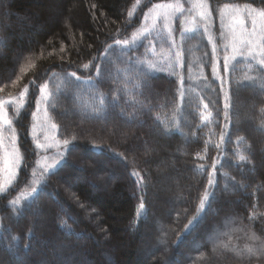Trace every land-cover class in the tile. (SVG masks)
Segmentation results:
<instances>
[{
  "label": "trees",
  "instance_id": "16d2710c",
  "mask_svg": "<svg viewBox=\"0 0 264 264\" xmlns=\"http://www.w3.org/2000/svg\"><path fill=\"white\" fill-rule=\"evenodd\" d=\"M165 1L0 0V101L24 93L13 123L23 159L0 191V264H264V70L236 59L223 89L209 30L181 37L178 20L171 40L156 24L116 45ZM227 1L264 8L207 0ZM42 87L69 143L20 199L35 186L29 129ZM1 168L0 146V186Z\"/></svg>",
  "mask_w": 264,
  "mask_h": 264
},
{
  "label": "rangeland",
  "instance_id": "374dc122",
  "mask_svg": "<svg viewBox=\"0 0 264 264\" xmlns=\"http://www.w3.org/2000/svg\"><path fill=\"white\" fill-rule=\"evenodd\" d=\"M199 2V0H179V3L183 6L184 11L182 12H176L170 19V23L168 25L169 28L173 29V21L174 20H178L179 21V25H181L180 28H190L193 30H195L196 28H203L205 29V23H207V27L209 30V36L211 38V43H212V48H213V43H215L217 45V51H216V59H215V63H218L220 66V76L223 77V84H224V71L222 69V65H223V57L225 55V45H229L228 47V54L231 53V36L229 35L230 33V20L229 18L226 16L224 19V25L223 28L221 26V16H220V12L219 9L223 7L224 4H236V5H241L243 6L244 4H240L237 2H233V1H227L225 3L221 2V3H215V5L212 2L213 6L209 5V9L212 12L211 18L205 22L203 20L200 19L199 15H198V10L195 9L193 6L195 4H197ZM177 0H169V1H165V2H161V3H157V4H176ZM155 5V4H154ZM248 5V4H245ZM250 5V4H249ZM253 8L258 9V7H256L255 5H251ZM264 9V8H262ZM158 10L154 9L153 6L147 11V19H145V17L143 18L142 21V25L140 27V29L138 30V32H140L142 29L144 28H148L150 31L154 28L153 27V18L156 16ZM170 11V10H169ZM227 11V10H226ZM245 27L248 28L250 30L251 28V22L250 20H248L246 18V14H245ZM161 21V22H159ZM156 24H161L160 26L163 27L164 30V38H165V34L168 33V28H165L164 26V20L162 18H157L156 19ZM172 26V27H171ZM223 31L224 33V37L221 36V32ZM187 32H191V31H187ZM146 34L148 33H144L143 35L139 36L138 39L136 40L137 42L139 41V39L143 38ZM237 34H239V29H237ZM167 36V35H166ZM168 37V36H167ZM168 39V38H166ZM169 40V39H168ZM135 41V42H136ZM132 42V37L130 39V43H135ZM236 59H242V60H250L254 65H256L259 68H262L264 70V67H262L259 63H258V59L259 57H257V59H253L250 56H237ZM235 59V60H236ZM234 60L229 62V65L233 62ZM220 81V79H219ZM221 82V81H220ZM222 84V88L225 89V86ZM43 91L40 92L39 98L37 100V102H39L38 104L36 103V109L34 111L35 116L32 115L31 118V128L30 130V135H31V143H33L34 147V152L35 155L37 156V164L33 163L32 164V170L30 172V176H31V181L32 183L35 185L33 188L37 189L38 184L42 183V179L41 177L44 174L49 173L50 171H52V169L54 170V168L52 169H48L47 171H45L47 165L52 164L54 161H56V165L59 164L60 160L62 159V153H64L67 145H64L62 141H60L57 136H56V129L52 128V124L53 121L51 120V117H49L47 110H46V105L45 103L47 102L48 99V90L47 87H42ZM23 99H24V95L23 98H17V99H10V100H6L4 101V109L7 112V116L10 120H12V127L14 121L17 120V117L20 113L21 110V105H23ZM33 125H35V134L33 133ZM10 130H5L3 133V139L2 141H0V146H1V150H2V160H3V168H1L3 170V175H2V182H1V186H3L4 190L3 192L12 185V183L14 182V180L17 179V171H18V167L20 166V164L13 169V171H15V176L14 177H9L8 172L5 170L4 168V156L6 152H11L13 150V145L10 142ZM17 135V140H18V133L16 132ZM45 136L48 137V139H45ZM16 140V142H17ZM39 141L41 144H45L47 145V147L45 149H38L36 147V141ZM59 142V143H57ZM15 147L19 149L17 143L15 144ZM20 153V150H19ZM21 155V154H20ZM88 165V164H87ZM65 173V172H64ZM11 178L12 182L11 184H8L7 181ZM32 188V189H33ZM33 193V191L31 190L30 193L24 192L22 195H20V199H25L29 196V194ZM39 216V213H36L34 215V217ZM49 224V221L44 222L43 224ZM213 235L211 234L210 237L208 238V240L206 242H211L213 241ZM46 243H43L42 246L45 247ZM42 248V247H40ZM43 251V250H42ZM148 255V254H146ZM10 256L13 258V256L10 254ZM30 259H32V255H26V257L21 258V261H19V264H30Z\"/></svg>",
  "mask_w": 264,
  "mask_h": 264
},
{
  "label": "snow or ice",
  "instance_id": "6c2138e0",
  "mask_svg": "<svg viewBox=\"0 0 264 264\" xmlns=\"http://www.w3.org/2000/svg\"><path fill=\"white\" fill-rule=\"evenodd\" d=\"M262 3H264V0H262ZM195 9L198 10V15L201 20L207 22L212 15L211 10L209 9V4L207 0H199L197 4L193 6ZM153 8L158 10L156 13V16L153 18V27L155 26L156 19L162 18L164 20V26L165 28H168V37L171 40L172 39V29L168 27L170 23L171 17L176 12H182L184 11L183 6L179 3V0H177L176 4H155L153 5ZM170 10V11H169ZM227 10V11H226ZM220 16H221V26L223 28L224 25V19L227 16L230 20V33L231 36V53L228 54V47L229 45H225V55L223 57V65L222 69L223 71L229 70V62L232 60H235L237 56H250L253 59H258V63L264 67V9H256L253 8L251 5H236V4H224L222 8L219 9ZM245 14L246 18L250 20L251 22V28L250 30L245 27ZM131 16V12L129 13ZM147 14L145 15V19H147ZM237 29H239V34H237ZM186 31H192L190 28H182L181 30V37H183L184 32ZM205 31H208L207 23H205ZM150 30L148 28L142 29L140 32L133 33L132 35V42H135L139 36L143 35L144 33H149ZM221 36L224 37L223 31L221 32ZM146 38V37H145ZM211 42V40H210ZM116 45H124L127 46L130 44V41L128 39L124 40H116ZM149 44H151V41H149ZM172 46L179 47L175 44V41L172 40ZM216 51H217V45L213 43V59L216 58ZM176 58L177 62L181 67H183L181 53L179 51L176 52ZM172 66L171 64L169 65ZM89 66L87 64L84 65V68H88ZM97 70V76L101 74L100 66L96 65ZM149 67H156L155 64H150ZM212 74L214 77H217L221 81V85L223 84V77L220 76V66L218 63L212 64ZM72 77H75L76 80H80L81 78L76 76V73H70L69 74ZM183 84V77H181V85ZM41 91H43V88H41ZM23 96L24 93H21ZM228 97H225V109L229 107L228 103ZM4 101H0V141L3 139V133L4 131L10 130V142L13 145V150L11 152H6L4 156V168L8 172L9 177L15 176V169L23 159V157L19 153V149L15 147L17 135L16 130L14 127H12V120H10L7 116V112L5 111L3 105ZM39 102H37L38 104ZM207 107V105H205ZM209 116L211 113L208 114ZM33 116H35V113H33ZM227 119V116L225 117ZM35 125H33V133L35 134ZM57 126L55 124H52V128L55 129ZM45 139L47 140L48 137L45 136ZM223 139V136L221 137ZM59 143V142H57ZM69 143L68 140H64L63 144L67 145ZM36 147L38 149H45L47 145L41 144L38 140L36 141ZM244 157H241V160H243ZM56 161H54L52 164L47 165L45 171L48 169H52L56 167ZM216 167V162L213 163V169ZM12 180L11 178L7 181L8 184H11ZM212 185L211 179L209 180V186ZM3 186H0V191H3ZM33 192L36 191L35 188L32 189ZM16 201H13L15 203ZM206 202L207 207H210V197L209 195L205 194L204 198L200 201V209L199 211H204L206 208ZM141 208H143V204H141ZM201 217L196 218L194 221H190L189 225L186 226V232L189 231L191 228L195 227L196 224L199 222V219ZM251 239L255 240L257 239L254 235L251 237ZM246 250L248 253H253V248L247 247Z\"/></svg>",
  "mask_w": 264,
  "mask_h": 264
}]
</instances>
